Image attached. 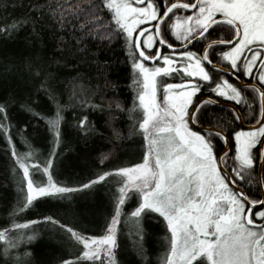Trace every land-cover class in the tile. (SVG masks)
Listing matches in <instances>:
<instances>
[{"label": "snow or ice", "instance_id": "snow-or-ice-1", "mask_svg": "<svg viewBox=\"0 0 264 264\" xmlns=\"http://www.w3.org/2000/svg\"><path fill=\"white\" fill-rule=\"evenodd\" d=\"M47 7L61 29L72 25L74 47L86 36L107 42L123 38L135 88L127 139L139 141L141 151L137 159L79 187L62 185L53 169L65 106L52 89L54 77L42 82L56 106L44 118L53 149L43 160L27 145L28 151H18L9 102L0 103V136L7 142L21 197L0 226L3 264H29L31 254L23 249L35 238L33 226L40 221L20 222V217L36 201L70 199L96 185H108L111 193V212L99 233L44 217L43 223L62 231L74 249L60 264H120L123 228L135 230L142 240V222L150 219L166 229L161 264H264V199H252L242 187L256 179L257 162L264 169V0H56ZM25 22L5 21L0 35L12 36ZM27 70L37 78L44 75L31 63ZM214 72L236 83L215 79ZM177 77L179 82H168ZM205 91L245 106L254 123L248 130L231 128L246 119L235 107L229 108L232 119L227 122L209 116L207 106L218 101L205 97ZM91 94L83 83L72 81L71 99L81 107H93ZM76 120L85 136L92 133L87 115ZM219 141L227 147L218 151ZM110 155H103L101 164ZM256 182L264 187V178Z\"/></svg>", "mask_w": 264, "mask_h": 264}, {"label": "trees", "instance_id": "trees-1", "mask_svg": "<svg viewBox=\"0 0 264 264\" xmlns=\"http://www.w3.org/2000/svg\"><path fill=\"white\" fill-rule=\"evenodd\" d=\"M55 2L0 0V27L4 26L5 21L9 25L14 21H26L12 36L0 35V103L9 102L12 134L18 151L25 152L30 147L43 160L53 149L52 136L44 118L52 116L56 106L43 90L42 82L50 76L54 77L51 80L52 89L57 101L65 107L62 139L53 174L58 183L76 188L100 172L138 158L141 151L139 141L133 143L127 139L130 127L127 110L133 107L135 88L129 49L123 38L107 42L86 36L83 44L74 47L72 25L61 29L47 7ZM29 63L34 68L40 67L44 75L34 77L27 70ZM73 80L78 84L83 83L94 93L89 97L93 107H81L71 99ZM168 82H179V78L175 81L169 79ZM245 94L249 102H253L252 93L246 90ZM204 95L211 94L205 91ZM117 104L120 108H117ZM235 106L246 118L245 123H254L245 106ZM254 106L258 114V100ZM207 107L209 116L213 118L222 117L226 122L232 119L226 107L216 104ZM84 115H87L89 127L93 129L88 136L76 126V117L83 118ZM231 128L240 129L236 124ZM229 144H232L233 151V141L230 140ZM223 147L224 142L219 141L217 150ZM108 153H111L109 159L101 164L102 156ZM257 166L258 163L253 171L256 178L253 183L242 185L245 192L255 198H258L260 189L256 182ZM260 174L264 178V169L261 168ZM70 195V199L38 200L20 217V222L40 221L33 226L35 238L23 249L31 254L27 258L29 264H60L62 258H68L74 251L62 231L43 223L44 217L52 216L77 230L92 234L99 233L100 226L111 212L108 185H96ZM20 199L8 145L0 136V226L8 221L10 210ZM142 235L141 240L135 230L130 233L129 228L127 231L123 228L119 235L120 264H161L167 243L163 224L151 219L143 221ZM0 264H3L2 258Z\"/></svg>", "mask_w": 264, "mask_h": 264}, {"label": "flooded vegetation", "instance_id": "flooded-vegetation-1", "mask_svg": "<svg viewBox=\"0 0 264 264\" xmlns=\"http://www.w3.org/2000/svg\"><path fill=\"white\" fill-rule=\"evenodd\" d=\"M177 46H179V45H177ZM164 52L165 53H168L169 52V50L168 49H164ZM225 69H226V72H227V66L225 65ZM213 75H214V78L215 79H219L220 77H224V78H227V79H230V82H233L232 81V79H231V76L230 75H226L225 73H220V72H214L213 73ZM244 80V78L243 77H241V81H243ZM204 96H210V95H204ZM211 98H213V99H215V100H217V101H223V102H228V103H232V101H227V100H224L223 98L220 100V99H217L216 97H214L213 95H211ZM233 104V103H232ZM235 106V105H234ZM260 106V105H259ZM227 108V107H226ZM237 108V107H236ZM229 109V108H228ZM245 123V122H244ZM245 124H247V123H245ZM251 124V123H250ZM239 127V126H238ZM240 128V127H239ZM258 163V162H257ZM243 188H244V186H242ZM259 188H260V186H259ZM245 190V189H244ZM263 191H264V187H263ZM264 195V192L262 193V191H261V189H259V196H258V198H255V197H253V196H250L252 199H262V196Z\"/></svg>", "mask_w": 264, "mask_h": 264}, {"label": "water", "instance_id": "water-1", "mask_svg": "<svg viewBox=\"0 0 264 264\" xmlns=\"http://www.w3.org/2000/svg\"><path fill=\"white\" fill-rule=\"evenodd\" d=\"M167 49V48H166ZM231 79H232V77H231ZM232 81L234 82V83H236V81L234 80V79H232ZM241 82H243V81H241ZM205 97H207V96H205ZM213 99V98H212ZM213 100H215V99H213ZM217 101V100H216ZM216 105H219V106H222V107H227V108H231V107H235L236 108V106H234V104H232V103H228V102H223V101H218V103H216ZM237 109V108H236ZM238 110V109H237ZM240 128H249L250 127V124H245L244 122L242 123V124H239L238 125ZM227 147V145H225V143H224V147H223V149L224 148H226ZM257 170H258V180H260L261 179V167H260V165H259V162H258V166H257ZM259 186H260V189H261V191H262V193L264 192L263 191V187L259 184ZM262 199H264V195L262 196Z\"/></svg>", "mask_w": 264, "mask_h": 264}, {"label": "rangeland", "instance_id": "rangeland-1", "mask_svg": "<svg viewBox=\"0 0 264 264\" xmlns=\"http://www.w3.org/2000/svg\"><path fill=\"white\" fill-rule=\"evenodd\" d=\"M165 54H167V53H165ZM241 129H243V128H240V129H238V130H241ZM249 128H244L243 130H248ZM233 151H234V142H233ZM125 229H126V231L128 230V227H125Z\"/></svg>", "mask_w": 264, "mask_h": 264}]
</instances>
